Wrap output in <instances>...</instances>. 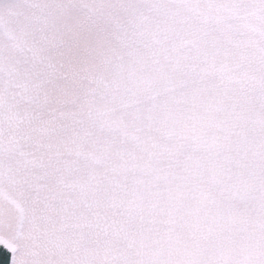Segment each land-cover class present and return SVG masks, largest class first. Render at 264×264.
Returning a JSON list of instances; mask_svg holds the SVG:
<instances>
[{
	"label": "snow or ice",
	"instance_id": "snow-or-ice-1",
	"mask_svg": "<svg viewBox=\"0 0 264 264\" xmlns=\"http://www.w3.org/2000/svg\"><path fill=\"white\" fill-rule=\"evenodd\" d=\"M10 264H264V0H0Z\"/></svg>",
	"mask_w": 264,
	"mask_h": 264
},
{
	"label": "water",
	"instance_id": "water-1",
	"mask_svg": "<svg viewBox=\"0 0 264 264\" xmlns=\"http://www.w3.org/2000/svg\"><path fill=\"white\" fill-rule=\"evenodd\" d=\"M0 264H10V258L2 247H0Z\"/></svg>",
	"mask_w": 264,
	"mask_h": 264
}]
</instances>
